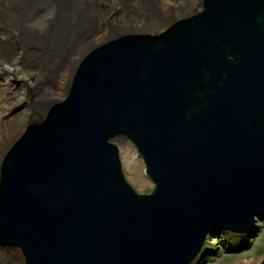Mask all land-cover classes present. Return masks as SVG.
I'll list each match as a JSON object with an SVG mask.
<instances>
[{"label":"water","instance_id":"95a60500","mask_svg":"<svg viewBox=\"0 0 264 264\" xmlns=\"http://www.w3.org/2000/svg\"><path fill=\"white\" fill-rule=\"evenodd\" d=\"M67 93L4 156L0 250L24 264H189L207 229L264 218V0H202L160 34L115 40ZM115 140L140 156L150 193L125 181ZM76 234L87 247L68 251Z\"/></svg>","mask_w":264,"mask_h":264},{"label":"bare ground","instance_id":"6f19581e","mask_svg":"<svg viewBox=\"0 0 264 264\" xmlns=\"http://www.w3.org/2000/svg\"><path fill=\"white\" fill-rule=\"evenodd\" d=\"M192 1L0 0V71L9 70L16 76L19 75L17 80H22L26 82L27 85V82H29L30 85H34L32 87L28 85V89H30L31 92L28 96L29 99L33 98L36 100L34 106L36 115L39 118L42 117L40 120H34L29 124H27V122L19 124V122L15 120L11 123L12 125L9 126V129L11 130L9 134H7L4 130L3 126H1L2 128L0 127V173L4 156L7 154L9 149L17 143L20 136L26 134V128L30 124H39V122L45 119L50 107L53 104L62 102L67 97V92L76 69L83 59L89 56L93 51L106 46L108 47L113 41L123 39L125 36L132 34H149L146 31L154 32L160 29L162 30V33L167 29L172 28L175 23L180 21V19H177L181 16V14L191 7ZM115 12H119V16H116ZM45 78L50 79V82L54 84V88L51 89L49 86L44 87L43 79ZM57 79L61 81L64 80L65 84L62 86L60 81L58 86ZM2 83L4 85L7 84V82H0V88ZM57 86L65 93L63 99L61 100L57 97ZM2 88L4 90L1 92L9 94L7 96V101L12 100L9 97H14L17 93L15 91V94L12 95L11 91L14 89L11 87L9 88L4 86ZM42 90L43 92L40 93ZM38 95L40 96L37 97ZM15 154L20 156V151L16 150ZM36 155L38 157L40 153L36 152ZM37 157L35 158L37 159ZM4 167L10 168V166L7 165ZM31 172L32 165H27L25 169H19L17 174L20 176L27 175V173ZM136 175L140 176L139 173H136ZM141 182L144 183L142 180ZM25 185L26 184L23 183L21 186ZM261 185L262 184L260 183L257 187H260ZM22 205L28 206L29 204L22 203ZM51 207L52 205H49V208ZM43 212L44 214L49 213L45 209ZM58 212H60V210H57V213ZM135 212L136 211L130 213L126 211L129 216L135 214ZM57 213H54L52 217L55 216L56 219L59 218L60 216H58ZM94 219L96 222L99 220L97 218ZM257 220H262V218L251 217L246 226H240L242 230L238 233L231 229L232 226L230 225L232 223L229 224V229H225L224 227L217 228L216 235L224 236L228 233L231 235L230 238L235 237L236 235H240L241 237H252L257 232ZM72 221L74 220L65 214L61 223L71 224ZM125 222L126 223L122 226L124 229L132 227L133 223L127 221ZM174 222L175 220L173 219L172 222H170L171 233L178 232L181 238H185V235L181 234L179 228L175 227L177 223L174 224ZM93 228L98 229L96 227ZM205 233L207 234V237L202 241L204 246L209 238H215V235H212V230L207 229ZM154 234L159 237V235L156 232L154 233V231H148L147 235L154 237L152 236ZM110 236L111 235H109V237ZM116 238V241L112 240L107 244H115L116 247H118V244H120V238ZM61 239L71 241V247L68 251H76L80 247H87V243L82 240V237H78L77 234L70 238L63 237ZM173 241H176V239ZM187 241L191 242L190 240ZM52 245L50 249L53 247ZM91 245L95 247V243H92ZM101 248L102 245L99 243L95 249H98L99 251ZM158 248L161 250L162 247L158 245ZM187 248L189 247L187 246ZM10 250L11 249L5 248L0 250V259H2V262L5 264H24L22 258L18 254L14 255L13 258L11 256L6 258V253ZM45 250L46 249H43L42 251ZM98 251L96 253L92 251L93 255L96 254V256H98ZM39 252H41V250ZM32 253L35 254L33 251ZM204 253L206 254L205 251ZM90 254L91 253H88V255ZM201 256L200 258H197L196 261H199ZM57 259H60L61 261L63 256H60V258L57 257ZM57 259L48 262V264H57L59 262ZM263 259L264 256L262 260ZM161 260L164 259L161 258ZM193 260H195V258ZM192 262L189 264H192ZM236 262L233 264L253 263L252 261H249L248 263L239 261ZM169 263L170 262H168V264ZM87 264L93 263L87 261Z\"/></svg>","mask_w":264,"mask_h":264},{"label":"rangeland","instance_id":"374dc122","mask_svg":"<svg viewBox=\"0 0 264 264\" xmlns=\"http://www.w3.org/2000/svg\"><path fill=\"white\" fill-rule=\"evenodd\" d=\"M191 3V7L183 12L177 20L187 18L201 10L202 0H193ZM115 15L119 16V12H115ZM161 31L160 29L154 32H146L149 34H156ZM18 76L9 70L0 71V82H7L6 85L2 83L0 88V127L3 126L7 134L11 132L9 126L12 125L11 123L15 120L19 122V124H24L25 122L29 124L34 120H40L42 118L36 115L34 108L36 100L33 98L29 99L28 96L31 93L30 89H28L29 86L32 87L34 85H30V83L27 82L28 86L26 82L17 80ZM60 81L61 80L57 79V85ZM43 82L44 87L49 86L51 89L54 88V84L50 82L49 78L43 79ZM11 84H14L15 87ZM61 84L63 86L65 81H61ZM4 86L14 89L11 91L12 95L15 94V91L17 92L14 97L10 95L11 97L9 98L12 99L10 101H7V96L9 94L1 92L4 90L2 88ZM59 90L58 87L57 97L61 100L65 93ZM42 92L43 90L40 91V93ZM39 96L40 95L37 97ZM113 143L119 149L122 171L126 181L139 194L151 192L153 185L145 175L141 158L136 153L133 146L128 141L122 140H115ZM136 173H139L140 176L136 175ZM140 179L144 183H142ZM256 225L257 232L252 237H241L235 234V237L230 238L231 235L226 233L224 236L215 235V238H209L203 248V252L205 251L206 254H203L201 259L195 264H233L236 261L243 263L252 261V264H259L264 256V219L257 220ZM16 254L19 255L18 252L10 250L6 253V258L9 256L13 258ZM0 264H5L2 262V259H0Z\"/></svg>","mask_w":264,"mask_h":264}]
</instances>
